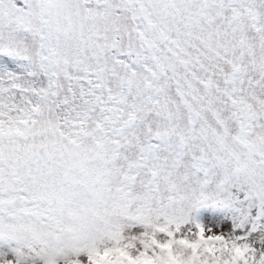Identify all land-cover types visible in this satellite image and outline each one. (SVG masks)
Segmentation results:
<instances>
[{
  "label": "rangeland",
  "instance_id": "1",
  "mask_svg": "<svg viewBox=\"0 0 264 264\" xmlns=\"http://www.w3.org/2000/svg\"><path fill=\"white\" fill-rule=\"evenodd\" d=\"M144 1L175 82L128 1L0 0V264H264V0Z\"/></svg>",
  "mask_w": 264,
  "mask_h": 264
},
{
  "label": "trees",
  "instance_id": "2",
  "mask_svg": "<svg viewBox=\"0 0 264 264\" xmlns=\"http://www.w3.org/2000/svg\"><path fill=\"white\" fill-rule=\"evenodd\" d=\"M128 1L129 9L131 12V19L138 30V33L144 43L145 47L142 50V59L145 64L155 73L162 74L166 71L175 82L173 75L171 74L169 68V63L167 61V52L165 49V45L162 41V36L169 31L166 29V26L162 23L159 17L156 16L155 12L153 13L152 5L150 3H145L144 0H124ZM152 25V26H151ZM156 29L159 36L155 35L153 29ZM53 35V34H52ZM44 48V53L39 60V65L36 67L35 73L33 74V85L39 89L38 96H45L50 94V97L53 96L54 90V73L55 72V65L51 63L47 56L49 55L48 47L46 45V41L42 43ZM122 55V54H121ZM117 54V56H121ZM124 55L132 62V66H136V62L131 60L133 55L132 51L125 52ZM34 95V94H33ZM34 97V96H33ZM38 98V97H37ZM181 98L184 101L188 114L191 119L196 118V113L194 109L191 107L190 101L181 94ZM33 99V98H32ZM56 108L60 114L66 113V110L63 108V102L58 101L56 103ZM62 120V117H59ZM59 120V122H60ZM194 121V120H192ZM59 126L62 129L66 130L64 124L59 123ZM128 127V126H127ZM125 128V131L127 130ZM129 128V127H128ZM67 131V130H66ZM75 133L74 131L69 132V134ZM117 133L116 135H119Z\"/></svg>",
  "mask_w": 264,
  "mask_h": 264
}]
</instances>
